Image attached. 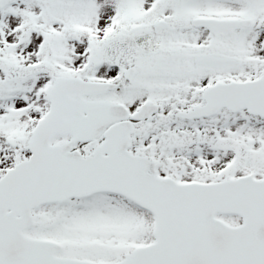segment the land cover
<instances>
[{"label":"snow or ice","instance_id":"6c2138e0","mask_svg":"<svg viewBox=\"0 0 264 264\" xmlns=\"http://www.w3.org/2000/svg\"><path fill=\"white\" fill-rule=\"evenodd\" d=\"M0 264H264V0H0Z\"/></svg>","mask_w":264,"mask_h":264}]
</instances>
